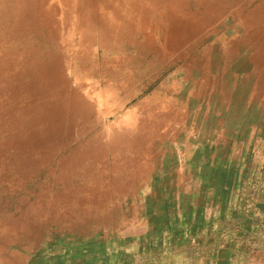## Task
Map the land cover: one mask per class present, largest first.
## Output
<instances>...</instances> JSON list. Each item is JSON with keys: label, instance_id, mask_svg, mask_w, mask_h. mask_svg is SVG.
I'll return each mask as SVG.
<instances>
[{"label": "bare ground", "instance_id": "obj_1", "mask_svg": "<svg viewBox=\"0 0 264 264\" xmlns=\"http://www.w3.org/2000/svg\"><path fill=\"white\" fill-rule=\"evenodd\" d=\"M249 11L263 17L264 0H0L4 264H25L51 237H81L84 226L119 218L109 206L125 199L113 186H141L144 173L155 172L149 140H162L161 125L180 126L162 145L168 155L180 139L194 150L198 125L210 119L230 134L254 107L264 116V78L242 61L229 66L221 52L230 42L238 48L240 30L256 37L255 21L245 22ZM183 15L190 19L181 22ZM61 56L132 103L135 128L106 131L108 116L100 120L94 93L70 78Z\"/></svg>", "mask_w": 264, "mask_h": 264}, {"label": "rangeland", "instance_id": "obj_2", "mask_svg": "<svg viewBox=\"0 0 264 264\" xmlns=\"http://www.w3.org/2000/svg\"><path fill=\"white\" fill-rule=\"evenodd\" d=\"M245 16L246 23L255 21L252 32H256V37L254 38V33H252L253 37L250 33L240 34L242 32L240 30L236 33L240 38L236 45L238 48L235 50L233 42H230L226 50L223 48L221 52L229 66L233 62L242 61L251 71L256 68L254 76L264 78V16L251 11L245 13ZM260 16L262 21L258 19ZM56 18L60 22V12ZM180 19L184 22L190 19V16L183 15ZM252 28L253 26L250 29ZM62 32L67 35L66 27ZM251 44L255 47H250ZM6 47L7 45L4 46V50ZM93 48L100 50L97 45ZM62 49L65 50L66 46L63 45ZM64 58L63 60L61 56L60 64L65 62L69 64L66 56ZM72 73L74 75H71ZM69 76L72 80L79 76L80 81L87 85L86 92L94 93L96 97L92 96L93 104L100 113V120L103 115L108 116L102 122L106 131L116 132L135 128L136 124L132 123L134 121L132 116L135 115V111L131 108L132 103L124 104L114 87L109 89L99 76H89L76 71L75 65L71 63ZM163 80L169 81L166 84L171 85L167 76L163 77ZM82 92L84 93L83 90ZM147 93L142 97H147ZM175 125L160 126L161 134L158 135L162 138L159 139L161 142L156 138L149 140V147L155 146V148L148 157H152V154L157 155L154 159L160 164L153 163L154 173L148 174L149 171L144 173L141 179L145 181L144 185L136 187L134 184L128 188L113 186L114 196L125 199L121 203L117 201L115 205L109 206L112 210L111 214H117L119 218L109 219L110 222L95 221L90 226L82 228L84 233L81 237H108V239L101 238L100 241L98 239L97 245H89L85 250L80 251L84 254L83 263L174 264L178 257H188V254L205 261L206 253L214 249L210 246V242L208 243V237H226L227 227H224L232 223L228 220V215L231 214L230 208L233 209L236 203L264 204V116H261L260 109L254 107L247 118L241 114L240 123L230 134L222 122L210 119L209 122L198 125L201 126L200 130H197L192 140L194 150H188V142L180 139L175 144L176 151L167 155L162 145H167V141L179 134L180 126ZM166 134L167 139L163 138ZM199 138H201L200 142L194 141ZM168 156H171V159L167 158ZM159 165L161 170L157 172ZM255 213V217L260 221L258 229L264 234V216L258 210ZM126 216L128 218H124ZM53 226L49 231L50 235L55 228ZM236 229L237 227L232 225L229 231L237 233ZM171 237H197V240L189 253V246L183 243L186 245H181L182 247L173 254L169 251L173 244L170 241ZM61 239L62 237H58V242H46V245L40 243L38 249L36 248L37 251H41L37 254V258L33 256L25 264H70V259L75 253L74 248L70 245L62 246L66 242Z\"/></svg>", "mask_w": 264, "mask_h": 264}, {"label": "crops", "instance_id": "obj_3", "mask_svg": "<svg viewBox=\"0 0 264 264\" xmlns=\"http://www.w3.org/2000/svg\"><path fill=\"white\" fill-rule=\"evenodd\" d=\"M234 206L233 209L230 208L231 214L228 215V220H231L232 223L224 227H229L225 229L226 237H208V243L210 242V246L214 249L206 253L207 259L205 261H200L193 258V255L188 254V257H178L174 264H264V234L258 229L260 221L255 217L256 210L264 216V204L247 202L245 204L236 203ZM252 215L254 217L249 218ZM232 225L237 227V233L229 231ZM171 238L170 241L173 244L170 246L169 251L173 254L180 249L179 247H182L181 245L186 244L189 246V253L192 250L191 248H194L197 240V237ZM62 239L65 242L67 241L62 246L70 245L75 251L70 259V264H86L83 263L84 254H81L80 251L85 250L89 245L95 246L98 242L91 241L89 237H62ZM98 239H101V237H97ZM51 242H58V237H51ZM3 258L4 256H1L0 264H4ZM34 258H37V254L34 255Z\"/></svg>", "mask_w": 264, "mask_h": 264}]
</instances>
